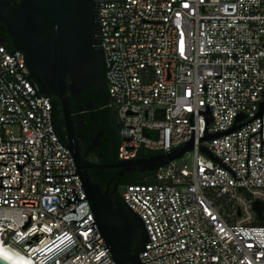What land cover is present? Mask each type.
<instances>
[{"label":"built area","instance_id":"1","mask_svg":"<svg viewBox=\"0 0 264 264\" xmlns=\"http://www.w3.org/2000/svg\"><path fill=\"white\" fill-rule=\"evenodd\" d=\"M96 1L118 158L184 144L193 114L190 149L120 184L150 236L142 264H264V0ZM15 49L0 42V151H16L0 152L1 184L20 181L0 186V243L30 264H115L78 173L44 175L76 166Z\"/></svg>","mask_w":264,"mask_h":264},{"label":"water","instance_id":"2","mask_svg":"<svg viewBox=\"0 0 264 264\" xmlns=\"http://www.w3.org/2000/svg\"><path fill=\"white\" fill-rule=\"evenodd\" d=\"M4 27L8 31L9 39L0 31V42L5 44L13 56L14 48L23 52L28 75H24L19 68L17 70L27 80L28 76L32 79L40 94L51 97L50 117L54 104L58 102L66 122L68 135L64 146L70 150L76 171L67 174L45 173L44 175H71L78 173L85 193L84 197H87L94 216V221H91L89 225L92 229L97 226L100 233L97 237L101 236L103 238L105 242L103 243L104 248L108 247L111 253L110 257L115 264H142V262L152 259L141 261L138 255L139 251L152 247H145V241L150 240V236L142 217L128 205L120 194L124 202L119 196L115 195L114 190L118 182L114 181L113 188H108L107 186L111 178H117V174L122 173L123 167L126 170L131 168H137L140 171L153 170L190 149L193 146V114L190 113L189 115L192 131L187 140H182L185 143L178 147L176 146V148H169L163 152H151L143 157L118 158L117 162L111 163L96 164L82 159L79 155V150L83 136L80 129H78V133H75L73 128L72 116L70 115L72 108L71 96L79 95L81 90L87 88L96 89L98 94L101 89L105 88L103 79L105 63L102 61L103 52L100 43L98 1L0 0V28ZM16 63L17 61H15V65ZM28 81L35 89L31 80ZM15 89L29 103L28 99L16 87ZM34 94L37 95L36 89ZM30 107L36 115L31 105ZM157 115L163 116L162 108L157 109ZM242 115L240 114L239 117ZM239 126L240 124H234L229 130ZM145 134H147L146 131ZM209 137H211L209 134H204L199 139L203 140ZM201 148L206 154L215 158L204 145ZM0 162L6 164V162ZM24 163L16 162V166L21 169ZM106 165H122V169L112 175L106 187L103 188L99 181L90 174L89 167H104ZM8 175L10 174H0V186L20 187V181L19 185H2L1 177ZM70 189L74 194V200L77 202L84 198L78 197L73 186ZM63 196L67 202L60 208L73 201L67 193ZM254 207L258 216L262 218L263 204L256 201ZM0 264L17 263L0 251Z\"/></svg>","mask_w":264,"mask_h":264},{"label":"flooded vegetation","instance_id":"3","mask_svg":"<svg viewBox=\"0 0 264 264\" xmlns=\"http://www.w3.org/2000/svg\"><path fill=\"white\" fill-rule=\"evenodd\" d=\"M0 31L9 39L8 31L5 27L0 28ZM90 89H83L79 95L71 96L72 108L70 115L72 116L73 128L75 133H78V129H80L83 136L79 155L82 159L96 164L117 162L118 152L117 158H114V155L116 153L119 121L115 107L109 103H105L104 93L98 92L97 100L88 96ZM52 122L59 136L66 141L68 135L66 122L58 102L54 104V108L52 109ZM148 154L150 153L138 151L135 158ZM120 169H122V165L90 166L89 172H92L100 185L105 188L112 175ZM142 172L137 168L126 170L123 167L122 173L117 174V178H111L107 187L113 188L114 181L118 182L114 190L115 195L118 196V186L127 180L138 179Z\"/></svg>","mask_w":264,"mask_h":264},{"label":"trees","instance_id":"4","mask_svg":"<svg viewBox=\"0 0 264 264\" xmlns=\"http://www.w3.org/2000/svg\"><path fill=\"white\" fill-rule=\"evenodd\" d=\"M101 93H104V101L105 103H109V94L107 92V88H104V89H101L100 90ZM88 96H90L91 98H93L94 100H97V97H98V94H97V90L94 89V88H91L88 92ZM115 112H116V109H115ZM116 115H117V112H116ZM117 135H118V139H117V143H116V153L114 155V158H117V151H118V144H119V141H120V136H119V125H118V128H117ZM64 140V139H63ZM140 151H145V152H149L151 153L152 151H146L142 148H140L139 152ZM156 153V152H154ZM148 173L147 170H144L138 179H133V180H127L126 182H138V181H142L145 177V175ZM90 174L94 177V174L92 172H90Z\"/></svg>","mask_w":264,"mask_h":264},{"label":"bare ground","instance_id":"5","mask_svg":"<svg viewBox=\"0 0 264 264\" xmlns=\"http://www.w3.org/2000/svg\"><path fill=\"white\" fill-rule=\"evenodd\" d=\"M0 251L17 264H30L29 262H27L26 258L19 256L15 251H12V249L8 247H4L1 243Z\"/></svg>","mask_w":264,"mask_h":264},{"label":"rangeland","instance_id":"6","mask_svg":"<svg viewBox=\"0 0 264 264\" xmlns=\"http://www.w3.org/2000/svg\"><path fill=\"white\" fill-rule=\"evenodd\" d=\"M146 179H151V177H147ZM121 188H122V186L119 185L118 188H117V190L119 191V190H121Z\"/></svg>","mask_w":264,"mask_h":264}]
</instances>
